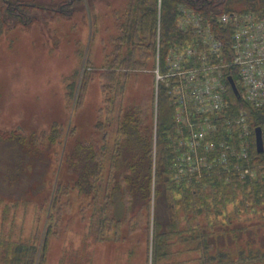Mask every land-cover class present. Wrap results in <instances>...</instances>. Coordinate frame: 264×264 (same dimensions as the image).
<instances>
[{"label": "rangeland", "instance_id": "obj_1", "mask_svg": "<svg viewBox=\"0 0 264 264\" xmlns=\"http://www.w3.org/2000/svg\"><path fill=\"white\" fill-rule=\"evenodd\" d=\"M131 1L0 0V134L4 138L16 132L35 134L40 142L42 136L44 141L49 138L54 125L59 126L57 133L64 131L58 143L43 151L27 143L0 142V193L4 197L0 201V251L5 244L34 242L45 248V264H153V230L152 225L147 228V215L138 218L133 230L127 222L119 236L113 233L98 241L95 228L91 229L96 216L91 197L64 182L70 177L64 170L66 155L78 143L95 146L94 163L81 147L85 153L80 169L98 163L101 180H92L104 187L101 193L113 184V170L121 171L123 178L129 173L131 157L142 156L143 143L127 146L113 169L115 118L121 107L137 105L148 115L145 125H156L152 54L145 60L143 50L136 48L135 59L145 64L116 69L117 74L126 71L124 89L110 101V90L104 87L113 60L129 54L120 37ZM84 78L87 82L82 88ZM107 109L114 111L108 114ZM99 121L103 124L96 128ZM250 135L249 141L252 130ZM108 147L107 155L101 156ZM58 185L62 190L55 201ZM45 188V194L39 195ZM28 193L34 197L18 200ZM154 198L153 193L152 217ZM235 212L234 205L227 206V215ZM118 214L123 215L122 209ZM239 214L244 224L253 220L247 211ZM183 259L160 264H179Z\"/></svg>", "mask_w": 264, "mask_h": 264}, {"label": "trees", "instance_id": "obj_2", "mask_svg": "<svg viewBox=\"0 0 264 264\" xmlns=\"http://www.w3.org/2000/svg\"><path fill=\"white\" fill-rule=\"evenodd\" d=\"M181 5L193 6L205 13L216 6L221 11L234 10L231 6H238L242 7V11L264 13V0H161V5L160 0H132L120 37V41L130 50L125 58L118 56L110 65L111 71L104 83V87L110 90L108 101L113 94L117 96L124 89L126 71L117 74L116 69L143 64L144 61L141 63L135 59L136 48L143 50L145 60L150 54L154 59L158 31L162 37L163 53L171 43L181 41L183 35L177 28ZM85 80L82 88L87 82ZM234 109L237 113L244 111L253 131L252 139L249 141L250 136L247 140L248 157L240 161L243 167L240 171L213 172L191 180L178 181L174 178L171 169L176 155L174 111L172 100L164 90H160L157 100L155 127L145 125L149 120L148 115L137 105L119 109L115 118L117 136L112 148L114 155L110 158L113 169L127 146L133 147L141 142L143 150L141 157H131L129 173L123 177L124 180L121 171L112 169L113 184L108 185L105 193H101L104 188L101 184L96 186L97 180H101L97 172L98 163L80 169V163L84 162L81 154L85 153V150L81 151L82 148L89 152L91 163L96 160L94 144L74 145L64 162V170L70 173L64 182L74 184L80 193L85 192L91 197V209L93 215L96 214L91 229L95 228L96 240L105 241L113 233L119 236L127 222L133 230L138 218L143 220L147 215V228L150 230L152 225L153 230V264L180 256L184 257L181 264H264V151H257L255 140L258 128L263 130L264 138V109H254L242 101H238ZM113 111L107 109L108 114ZM101 124L97 122L96 128ZM58 129L59 126L54 125L46 142L44 136L40 138L42 143L35 138V134L27 136L21 132L11 133L7 138L0 134V142L27 143L36 148L38 146L37 149L41 151L48 150L63 135V129L57 133ZM108 149L104 148L101 156H106ZM93 178L97 182H93ZM61 190L62 186L58 185L55 201ZM45 192L46 188L39 195ZM153 193L155 204L152 217ZM26 195L18 200L25 202L34 197L30 193ZM3 198L0 193V201ZM139 199L141 203H138ZM230 204L235 206L237 212L227 215L226 208ZM119 209H122L123 215L118 214ZM241 210L251 213L253 220L242 223L238 218ZM135 213L136 216H133ZM223 214V219H220ZM190 255L196 256L186 262L185 258ZM45 258V248L34 242L5 244L0 251V264H45Z\"/></svg>", "mask_w": 264, "mask_h": 264}, {"label": "built area", "instance_id": "obj_3", "mask_svg": "<svg viewBox=\"0 0 264 264\" xmlns=\"http://www.w3.org/2000/svg\"><path fill=\"white\" fill-rule=\"evenodd\" d=\"M177 28L183 38L165 53L159 31L152 71L156 99L164 90L172 100L174 178L240 171L251 126L234 106L242 101L264 109V13L221 11L218 6L205 13L181 5Z\"/></svg>", "mask_w": 264, "mask_h": 264}, {"label": "water", "instance_id": "obj_4", "mask_svg": "<svg viewBox=\"0 0 264 264\" xmlns=\"http://www.w3.org/2000/svg\"><path fill=\"white\" fill-rule=\"evenodd\" d=\"M230 82H231L232 88L234 90V93L236 94V96L238 98H240V94H239L238 89H237V87L234 83V80L232 78H230ZM255 137H256L257 151L259 153H262L264 151V138H263V130L261 128L256 129Z\"/></svg>", "mask_w": 264, "mask_h": 264}]
</instances>
